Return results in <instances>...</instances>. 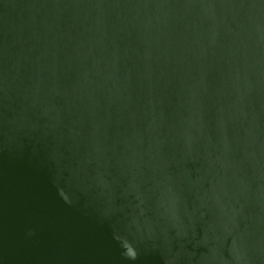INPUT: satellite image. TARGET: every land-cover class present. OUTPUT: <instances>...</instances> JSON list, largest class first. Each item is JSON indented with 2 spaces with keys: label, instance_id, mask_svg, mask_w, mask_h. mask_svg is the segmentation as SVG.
Listing matches in <instances>:
<instances>
[{
  "label": "water",
  "instance_id": "water-1",
  "mask_svg": "<svg viewBox=\"0 0 264 264\" xmlns=\"http://www.w3.org/2000/svg\"><path fill=\"white\" fill-rule=\"evenodd\" d=\"M0 264H264V0H0Z\"/></svg>",
  "mask_w": 264,
  "mask_h": 264
}]
</instances>
